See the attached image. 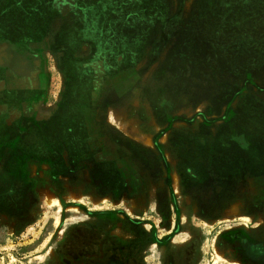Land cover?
Segmentation results:
<instances>
[{"label":"rangeland","instance_id":"374dc122","mask_svg":"<svg viewBox=\"0 0 264 264\" xmlns=\"http://www.w3.org/2000/svg\"><path fill=\"white\" fill-rule=\"evenodd\" d=\"M89 4L94 32L88 34L93 43L86 47L94 61L100 60V37L111 38L103 52L104 65L96 63L110 76L124 71L125 79L111 78L104 87L111 88L112 105L103 103L104 122L94 123L93 137L84 124L77 126V133L69 131L75 126L65 112L72 106L68 103L53 124L56 131L41 126L42 136L34 135L47 149L31 157L20 148L11 150L12 144H22L17 138L21 126L8 124L14 116L0 107V264H264L262 210L252 212L244 203L233 210L228 191L232 175L215 172V164H245L248 113L259 119L264 115V0H217V7L231 11L216 14L205 12L213 8L202 0ZM4 24L0 19V39L6 35ZM54 58L46 52L51 74ZM113 88H126V96L131 95L129 111H117ZM231 101L238 104V114L229 122L237 149L216 158L226 140L218 141L220 134L229 129L217 124L225 120L218 119V106L228 107ZM134 115H140L142 123L118 124L121 117ZM187 118L195 124L183 125ZM248 129L249 137L264 134L261 122L254 121ZM108 131L113 139L124 132L136 151L126 145L125 154L131 155L122 161L113 155H81L100 151L103 147L95 142L109 141ZM92 138L93 152L88 142ZM251 139L249 155L258 156L260 166L264 144ZM225 143L232 145L231 140ZM199 150L201 155L211 153L200 159L213 168H200L203 164L195 155ZM59 152L68 155H56ZM118 160L144 171L148 198L141 211L129 201L130 190L126 183L121 187L119 174L107 175L109 186L90 187L91 180L103 177V169L94 171L97 166L108 163L115 170ZM220 185L224 190L219 191Z\"/></svg>","mask_w":264,"mask_h":264},{"label":"crops","instance_id":"0c3cea01","mask_svg":"<svg viewBox=\"0 0 264 264\" xmlns=\"http://www.w3.org/2000/svg\"><path fill=\"white\" fill-rule=\"evenodd\" d=\"M82 1L84 0H76L75 2L77 5H81L82 3L90 5L89 3L94 0H86V2ZM211 2L213 4H211ZM216 2L217 0H202L205 7L208 5L213 8L212 10H209L208 7L207 10L204 9L205 12L216 14L217 12L228 13L231 11L229 8H224L226 9L225 11L222 10V7L216 6ZM88 13L89 12L83 11L69 12L62 8L60 12L49 11V8L45 6L44 2H36L34 0H22L21 2H14V0H0V19L3 23H5L4 33L6 34L1 35L4 38H1L0 41H10L14 50L21 53L23 58L27 59L26 61L28 62L32 59L29 56V52L37 54L36 67L30 72L27 70L22 72L16 69L0 67V107L4 108V113L8 112L7 114H9L11 111L14 116L10 118V123L8 122V124L12 126H21V134H19L17 138L19 137L22 144L19 147H14V144H12L11 150H17L20 148L19 151L22 152V155L30 157L36 154V150H46L47 148L44 146L42 147L41 142L36 143V140L37 142L41 140L34 135L38 132L37 136H42V132L40 131L41 126L48 125L53 127V124L56 123V118L64 112L62 110L63 106L68 103L72 106L65 112L68 113L69 123L71 126H75V128H69L71 133H77V126L84 124L88 137H93L92 133L94 123L96 122L103 125L104 121L100 112L104 109L103 103L108 100V103L111 104L109 95L111 88L104 87L110 84L111 78L117 77L118 80L125 79L123 76L125 73L124 71L119 70L117 76H115V74L114 76H110V74L103 71L101 65L99 66L96 63L98 62L104 65L105 57L103 52L107 49L105 46L111 43V38L109 37H104L103 35L100 37V57L102 59L96 61L93 60V55L90 54V50L87 49V47L93 43L92 40H88V34H90V32H94V20L92 15L94 12L91 11L89 15ZM87 16L91 19V24H89V20L86 18ZM83 17H85V19ZM15 24H21V29H19V26ZM120 27L123 28V26ZM23 29H26L27 31ZM28 29L30 32H28ZM99 29L102 30L101 27ZM56 31H58L57 36L59 37V40L54 42L48 41L52 38V34ZM84 34L86 37L82 40L81 36ZM79 46H85L84 50H79ZM46 52H52L55 56V68L52 74L50 71L48 72L46 68ZM52 78L54 80L53 82H55L53 88L50 85ZM57 88H59V91H57ZM113 90L116 91L115 94L117 97L113 95V98L116 99L112 103L116 105L117 111H121V114H123V112L125 113L126 110L129 111L127 106H129V102L131 104L133 103V98H129L131 95L128 97L126 96V88H113ZM129 91L136 93V91H140V88H129L128 92ZM141 92H138L140 95L139 100H143ZM236 105L238 104L231 101L228 107L218 106L220 111L218 119L224 117L225 120H222L217 124H219V126L221 125L224 130L226 126L229 125V129L224 131L225 134H220L223 136L221 139L217 134V137L219 138L218 141H223L224 139L226 140L223 144L219 145L221 147V151L219 150V153L216 154V158L221 157V152L231 150L235 147L234 142L236 141L232 131L234 129H231L233 128V124H230L229 122L238 114ZM16 108L18 109L17 112L15 111ZM82 111H84L83 116L80 115ZM45 113L47 114L46 116L44 115ZM135 113L139 114L136 110ZM262 114H264V110L262 111ZM131 116H127V122L124 117H121L118 124L126 126V123L135 125L142 123L141 120L137 118L140 115H134L133 118ZM248 116L246 124L247 134L245 136L247 137V145L244 150H242L245 151L247 155L245 164L241 162L238 167L228 163L223 165L215 164L217 165L215 172H220L221 174L230 173L232 175L231 186L229 187L231 190L228 191L231 198L230 204L233 210H235L236 206L243 207L242 203H244L247 209H250L252 212L255 210H262L261 213L264 215V150L262 149L263 159L260 166L258 165V162H260L259 157L254 156L253 154L249 155L253 146V139L251 138L262 141L264 144V134H260L259 132L251 133L254 134L250 136L251 138L248 134V128L252 126L254 121L264 124V115H262L263 117L260 119ZM108 122L109 120H107L104 124L106 125ZM156 122L157 121H155V123ZM195 122L196 120L192 121L188 118L183 119L182 121L183 125H188L189 123H192L193 125ZM198 123H200V121ZM175 124L176 123L173 125ZM51 127L48 129L50 130ZM123 133L118 134L116 139H113V135V138H111L108 131L107 136L111 138H109V141L102 145L95 142L98 147H103L97 152L92 151V148L94 149L95 147L93 145L94 140L92 138L88 142L92 141L90 150L93 153L86 152L81 155L86 157H109L113 155L122 161L121 159H124L125 156L131 155L130 153L125 154V151L128 150L126 145L131 151H136V146H133V142H131L133 140L128 138L127 135ZM248 138L250 139L248 140ZM228 140L232 141V145L225 143ZM227 145H229V147ZM110 148L115 149V152L111 154L109 152ZM235 149L237 148L235 147ZM196 153L197 154L195 155H197V159L199 161L202 156H211V153L208 155H201V150ZM56 155L68 154L59 152ZM120 161L118 160L117 168L115 170L108 167V163L102 162L101 165L97 166L94 171L99 173L98 169H103V177L101 179L97 178L96 180H91L90 187L97 189L100 186H109L107 175L111 173L119 174L121 177L119 178L117 176L119 184L121 185L126 183L130 190L128 193L129 201L136 203L137 207H139V211H141L142 208L140 207L145 202V199L148 198L146 192L143 191L148 185V182L146 181L147 179H145L146 177L144 178L143 176L144 171H142L138 166L131 170L132 168L129 169L126 163H121ZM203 162V160L200 161V164L204 165L200 167L203 171H207L210 167H212L206 166ZM220 162H222V160ZM92 167L93 170L94 163ZM125 173H132V176L127 178ZM148 178L152 181V183L155 181L156 185H158L156 177L150 175ZM215 178H217V176H215ZM220 178L222 179V177ZM168 183L169 182L167 181V183L165 182L164 184L168 185ZM121 187L123 186L121 185ZM221 190H224L222 185L219 186V191ZM134 193L137 194L135 195Z\"/></svg>","mask_w":264,"mask_h":264},{"label":"flooded vegetation","instance_id":"af4514ba","mask_svg":"<svg viewBox=\"0 0 264 264\" xmlns=\"http://www.w3.org/2000/svg\"><path fill=\"white\" fill-rule=\"evenodd\" d=\"M36 2H44L45 6L49 8V11H56L60 12L61 8L64 10H67L69 12L73 11H83V12H89L93 11L92 6L88 4H81L77 5L75 2L76 0H34ZM130 2H137V0H129ZM86 2V0L82 1ZM94 12V11H93ZM85 19V17H83ZM87 20L90 21L89 17H86ZM51 32V31H50ZM58 31H56L54 34H52V38L48 41L54 42L58 41L59 37L57 36ZM3 42L0 43V67L8 68V69H16L18 71H31L33 68L36 67L37 61L36 57H31L32 61L30 62L26 61L27 59L23 58V55L19 53L17 50H14V47L11 46L10 41L8 40H2ZM15 59L21 60V64H19L17 61H14Z\"/></svg>","mask_w":264,"mask_h":264}]
</instances>
